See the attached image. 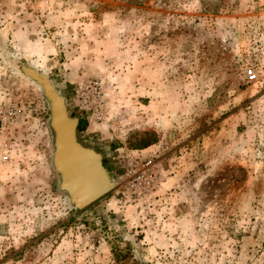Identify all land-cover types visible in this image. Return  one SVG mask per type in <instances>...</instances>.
Wrapping results in <instances>:
<instances>
[{
	"label": "rangeland",
	"instance_id": "rangeland-1",
	"mask_svg": "<svg viewBox=\"0 0 264 264\" xmlns=\"http://www.w3.org/2000/svg\"><path fill=\"white\" fill-rule=\"evenodd\" d=\"M49 96L113 183L82 209ZM0 264H264V0H0Z\"/></svg>",
	"mask_w": 264,
	"mask_h": 264
},
{
	"label": "water",
	"instance_id": "water-1",
	"mask_svg": "<svg viewBox=\"0 0 264 264\" xmlns=\"http://www.w3.org/2000/svg\"><path fill=\"white\" fill-rule=\"evenodd\" d=\"M49 97L58 129L56 144L59 168L74 194L75 207L82 209L105 196L112 189L113 183L102 168L99 156L76 143L75 124L67 117L62 104L54 97Z\"/></svg>",
	"mask_w": 264,
	"mask_h": 264
},
{
	"label": "built area",
	"instance_id": "built-area-1",
	"mask_svg": "<svg viewBox=\"0 0 264 264\" xmlns=\"http://www.w3.org/2000/svg\"><path fill=\"white\" fill-rule=\"evenodd\" d=\"M18 3L27 4L31 2L32 0H10ZM246 76L249 81L253 82L256 80L257 75L254 71V69H247ZM103 89H102V83L99 80L89 81L88 85H84L83 87L79 88L76 97L78 100L77 106L79 107V110H84L87 112V110H90L93 108V106H97L94 103H97L99 106L103 101ZM90 99H93L92 101ZM94 110V109H93ZM98 110L95 109V112ZM96 116H99L95 114Z\"/></svg>",
	"mask_w": 264,
	"mask_h": 264
},
{
	"label": "trees",
	"instance_id": "trees-1",
	"mask_svg": "<svg viewBox=\"0 0 264 264\" xmlns=\"http://www.w3.org/2000/svg\"><path fill=\"white\" fill-rule=\"evenodd\" d=\"M77 129L80 131H84L85 130V124H83L82 121H78Z\"/></svg>",
	"mask_w": 264,
	"mask_h": 264
}]
</instances>
